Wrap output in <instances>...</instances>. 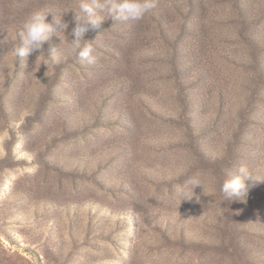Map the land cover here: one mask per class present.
Masks as SVG:
<instances>
[{"label": "rangeland", "instance_id": "rangeland-1", "mask_svg": "<svg viewBox=\"0 0 264 264\" xmlns=\"http://www.w3.org/2000/svg\"><path fill=\"white\" fill-rule=\"evenodd\" d=\"M80 2L0 0V264H264V181L220 191L241 165L264 178V0L105 19L93 65L62 14ZM37 9L68 28L25 60L12 38Z\"/></svg>", "mask_w": 264, "mask_h": 264}, {"label": "clouds", "instance_id": "clouds-1", "mask_svg": "<svg viewBox=\"0 0 264 264\" xmlns=\"http://www.w3.org/2000/svg\"><path fill=\"white\" fill-rule=\"evenodd\" d=\"M156 7L157 0H81L78 11L67 9L62 13L71 10L74 14L73 39L70 41L71 50L87 64H96L99 54L95 47L91 43L82 44L83 41H86L84 36L87 32L100 29L102 22L109 18L113 23L140 20ZM49 13H52L51 10L37 9L23 20L20 29L12 38L13 50L17 57L27 60L34 53L39 52L40 54L43 52V44L53 34L59 40V34L64 35L68 23L62 19V14L58 17L53 15V23H49L46 19ZM57 53V48L50 53L48 62L52 65L60 62L61 57ZM41 63L48 66L43 61ZM261 181H264V178L255 175L249 167L241 165L230 178L222 183L220 191L225 201L240 200L244 202L250 187ZM188 184L190 188L183 186L177 188V193L181 196L180 203L193 198L199 201V195L194 189L197 186L202 187L201 181L198 178H192Z\"/></svg>", "mask_w": 264, "mask_h": 264}]
</instances>
